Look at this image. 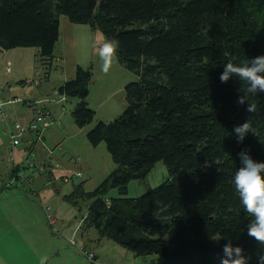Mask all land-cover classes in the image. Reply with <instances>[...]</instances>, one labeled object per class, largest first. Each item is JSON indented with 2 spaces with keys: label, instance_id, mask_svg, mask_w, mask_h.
<instances>
[{
  "label": "trees",
  "instance_id": "1",
  "mask_svg": "<svg viewBox=\"0 0 264 264\" xmlns=\"http://www.w3.org/2000/svg\"><path fill=\"white\" fill-rule=\"evenodd\" d=\"M60 15L118 39L115 59L137 77L125 87L127 109L86 134L92 147L106 145L116 167L92 192L79 191L88 203L79 230L93 229L136 256L160 255L162 264H220L227 241L258 264L231 177L242 150L264 161V93L249 97L257 110L248 113L237 102L242 82L219 76L229 61L264 54V0H0V50L35 48L39 84L49 78ZM90 84V68L77 66L56 90L62 100L79 99L78 128L95 115L86 101ZM246 119L254 132L238 143L233 128ZM158 162L167 179L127 198L130 182ZM111 190L119 197L107 199Z\"/></svg>",
  "mask_w": 264,
  "mask_h": 264
},
{
  "label": "rangeland",
  "instance_id": "2",
  "mask_svg": "<svg viewBox=\"0 0 264 264\" xmlns=\"http://www.w3.org/2000/svg\"><path fill=\"white\" fill-rule=\"evenodd\" d=\"M58 24L59 39L54 46L49 79L39 86L32 83L43 74L35 48L0 50V264H17L29 258L35 260L27 264H162L160 255L136 256L99 237L93 229L79 230L88 204L79 191L92 192L116 167L106 145L92 147L86 134L98 122L107 124L127 109L125 87L137 77L115 58L107 72L101 70L99 48L104 36L100 31L73 24L63 15L58 17ZM77 66L90 68L86 101L95 113L92 122L83 128H78L72 117L79 99L62 100L55 93L64 82L74 79ZM12 99L19 102L6 103ZM34 111L49 113L45 117L49 128L41 125L42 138L35 141L34 154L25 153L26 143L21 139L12 152L13 123L17 120L28 125ZM32 138L36 139L35 133ZM43 164L45 172L39 170ZM13 170L22 178L9 186V181L17 176ZM167 176L165 166L158 162L146 177L130 182L127 198L140 197L158 187ZM24 179L28 183H23ZM118 197L116 190L106 196ZM45 207L56 221L51 229ZM37 223L42 227L39 232ZM83 249L96 260H88Z\"/></svg>",
  "mask_w": 264,
  "mask_h": 264
},
{
  "label": "clouds",
  "instance_id": "3",
  "mask_svg": "<svg viewBox=\"0 0 264 264\" xmlns=\"http://www.w3.org/2000/svg\"><path fill=\"white\" fill-rule=\"evenodd\" d=\"M104 42L99 48V58L103 61L101 70L107 72L113 59L118 55L120 42L116 38H103ZM230 78L242 82L243 95L239 97L238 104L246 103V111L254 113L257 110L255 102H248L249 97H257L264 93V54L257 55L247 62L237 64L233 61L223 66L219 76L221 83ZM238 143L243 142L248 133L254 132L251 122L245 120L243 124L233 128ZM239 167L231 177V185L238 197L241 212L249 217L245 225L246 235L254 238L260 251L257 254L258 264H264V161L254 160L248 151L237 153ZM244 231L243 229L241 230ZM215 241V240H214ZM220 264H249V257L244 255V249L227 241L222 248Z\"/></svg>",
  "mask_w": 264,
  "mask_h": 264
},
{
  "label": "built area",
  "instance_id": "4",
  "mask_svg": "<svg viewBox=\"0 0 264 264\" xmlns=\"http://www.w3.org/2000/svg\"><path fill=\"white\" fill-rule=\"evenodd\" d=\"M38 80L36 82H32V83H34L35 85H40ZM16 102H19V100L18 99H12V100H8L6 103L7 104H15ZM2 107H3V103H0V113H2ZM4 118H6V115H4ZM49 124L50 123L48 121L47 122L45 121V118L42 116V114L39 111H37V112L35 111L34 112L33 121L30 124H28L27 126H23L19 122L13 123L14 129H13V132L10 133V139H11L12 147H14L16 145H20V139H21V141L23 140L24 142H26V136L27 135H32V133H35L38 130L40 131L41 130V128H40L41 125H42L43 128H47L49 126ZM44 165L45 164H43V165H41L39 167V170L41 172H45L46 171V168H45ZM16 175H17L16 177L22 178L20 173L17 174V172H16ZM66 180H67V178L64 179V181H66ZM44 213H45L46 220H47L48 224L50 225V227L54 226L56 221L52 217L48 207H45ZM87 258L88 259H92L93 256L91 254H88Z\"/></svg>",
  "mask_w": 264,
  "mask_h": 264
},
{
  "label": "crops",
  "instance_id": "5",
  "mask_svg": "<svg viewBox=\"0 0 264 264\" xmlns=\"http://www.w3.org/2000/svg\"><path fill=\"white\" fill-rule=\"evenodd\" d=\"M37 54V53H36ZM49 79V78H48ZM39 86V85H38ZM55 93H56V91H55ZM32 117H33V114H32ZM32 137L30 136V135H28L27 137H26V140L28 141V142H25L26 144H25V153H29V154H34V150H35V148H36V144H34L33 146L31 145L32 144ZM31 145V146H30ZM12 146V145H11ZM17 146H19V145H16V146H14V147H12L13 149H12V152H14V149H16V147ZM30 146V150H28L27 148ZM17 171H18V169H16ZM16 170H13V172L14 171H16ZM51 172H49V174H50ZM18 178H20V177H16V178H14L12 181H9V186H12L13 184H15V182H17V181H19L18 180ZM25 181L23 182V183H28V179H24ZM7 183H5L6 185H7ZM4 184V185H5ZM0 185H1V183H0ZM6 187H8V186H6ZM24 211H26V210H24ZM46 217V216H45ZM35 228L37 229V231L39 232V231H41V229H42V227H41V225H39V223H37L36 224V226H35ZM75 230H76V228L72 231V234H74V232H75ZM68 239V238H67ZM62 251V250H61ZM96 257V256H95ZM72 258H74V257H72ZM35 260V259H34ZM33 259H31V258H29V259H27V260H24V261H21V262H19V263H17V264H27V263H29V261H34ZM74 260H75V258H74ZM13 263H15V260H13L12 261ZM47 262H49V261H47L46 260V263Z\"/></svg>",
  "mask_w": 264,
  "mask_h": 264
}]
</instances>
